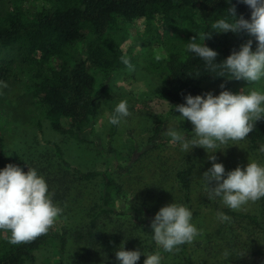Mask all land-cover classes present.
Listing matches in <instances>:
<instances>
[{
	"label": "trees",
	"instance_id": "16d2710c",
	"mask_svg": "<svg viewBox=\"0 0 264 264\" xmlns=\"http://www.w3.org/2000/svg\"><path fill=\"white\" fill-rule=\"evenodd\" d=\"M35 1L41 2L39 7ZM233 6L237 18L250 17L248 6L237 0H0V82L17 86L36 101L55 132L72 136L79 143L91 142L85 132L92 131L103 97L91 69L97 67L104 75L112 76L126 68L121 58L127 56L120 38L137 19L144 22L141 59L146 61L148 71L161 75L159 92L174 106L184 103L187 94L201 95L204 82L219 84L217 95L222 90L239 92L231 88V80L245 81L231 78L220 65L208 68L202 59L185 51L186 43L193 37L202 43L199 37L211 32V24ZM249 39H253L255 50L254 38L243 32L213 33L204 43L217 51L215 62L221 63ZM152 44L164 49V57L152 55L147 48ZM6 87L0 86V103L7 95ZM191 126L186 121L181 128L188 137ZM164 128L165 120L157 119L145 142L130 145L124 155L112 150L121 161L108 173L70 168L60 146L53 143L58 173L45 172L42 176L54 202L62 206L70 200L72 189L91 182L98 186L97 195L90 204L77 203L75 197L64 207L67 219H79L73 231L67 227L58 231L53 226L47 234L20 245L9 244L10 234L0 231V264H33L35 252L52 242L58 246L57 264H118L115 251L120 245L125 250L145 253L159 250L150 235V222L161 207L172 202L185 204L192 210L193 220L201 210L193 197L191 165L173 167L167 186L141 185L138 202L133 201L134 192L129 189L132 184L126 185L125 179L136 171L137 162L145 154L170 140ZM244 141L248 150L264 163V152H260L264 146V119L254 122L253 131ZM5 149L0 133V168L9 163L20 166ZM224 168L225 172L235 169L229 164ZM222 212L247 225L248 231L261 235L264 241V199L257 202L254 212L228 208ZM161 254L163 264H194V253L188 244ZM144 259L141 255L137 264H143ZM243 264H264V246L248 251Z\"/></svg>",
	"mask_w": 264,
	"mask_h": 264
},
{
	"label": "rangeland",
	"instance_id": "374dc122",
	"mask_svg": "<svg viewBox=\"0 0 264 264\" xmlns=\"http://www.w3.org/2000/svg\"><path fill=\"white\" fill-rule=\"evenodd\" d=\"M40 3L35 1V6L39 7ZM143 24V19L133 21L120 38L121 49L125 56L131 58L133 70L130 71L126 67L112 76H106L97 67L91 69L96 78L97 89L103 91V97L98 104L99 114L92 124L93 129L91 132H85V137L91 142L79 143L72 136L55 132L43 117V109L36 101L23 94L17 86L11 85L5 88L7 95L0 103V133L6 144L5 153L26 170L29 167L37 169L41 175L45 172L56 174L59 166L54 155L53 143H57L70 168L78 167L82 170L108 173L121 161V158L112 150H116L119 155H124L130 145L145 142L157 119L165 120V134L166 128L172 127L175 123L174 116L180 114L175 112L170 115L171 111L167 103L172 106L174 104L159 92L161 75L157 71H148L145 68L146 61L141 59L140 53L144 44ZM147 48L153 56L164 57L165 51L162 47L152 44L147 45ZM231 82H233L231 88L237 91L245 93L250 90L264 91V80L250 85L246 81L231 80ZM218 87L219 84L204 82L201 95L206 92L217 95ZM121 100L127 101L131 115L119 126L113 128V125L108 123V118ZM186 121L180 122L178 127L181 129ZM192 129L193 126L188 132L189 137L193 136ZM208 155L200 147H194L188 153L181 152L177 145H172L168 141L160 149L149 151L137 162L136 171L125 179L126 185L132 184L129 185V189L134 192V194L131 193L133 201L138 202L136 197L142 189L141 185L151 186L153 183H162L167 186L173 167L191 165L194 172L193 197L195 204L200 205L201 209L200 215L193 220L201 234L188 244L194 253L193 263L243 264V261L248 258V251L263 247L264 241L261 235L251 233L247 225L238 223L233 217H230L228 222H220L217 219V214L226 207L218 198L209 199L208 190L204 186L202 175L213 163L208 160ZM214 155L215 162L222 163L223 166L229 164L243 169L248 160L262 163L259 157L248 150L244 140L230 141L227 145H221V151L218 150ZM214 186V183L208 184L209 188ZM97 190L98 186L95 182L72 189L70 200H66L61 206L63 213L54 225L55 230L63 231L67 227L68 230L73 231L79 219H67L64 207L72 203L75 197L78 199L77 203L90 204L97 195ZM128 198L132 199L129 194ZM257 202L250 203L245 210L241 211H256ZM117 204L123 205L121 201ZM226 226H231V229H226ZM71 239H68L69 242ZM225 250L231 253L230 257L224 256ZM58 262V246L55 242L35 252L33 264H57Z\"/></svg>",
	"mask_w": 264,
	"mask_h": 264
},
{
	"label": "clouds",
	"instance_id": "9594fccd",
	"mask_svg": "<svg viewBox=\"0 0 264 264\" xmlns=\"http://www.w3.org/2000/svg\"><path fill=\"white\" fill-rule=\"evenodd\" d=\"M230 3V0H226ZM251 10L250 17L242 15L237 18L235 6L223 13L211 24V32L197 36L186 43V53L202 59L208 68L220 65L226 69L231 78L246 81L249 85L264 80V0H237ZM246 33L253 39L240 45L238 51H232L223 62L216 63L217 51L204 43L213 33ZM122 63L131 71L133 65L127 57ZM221 77H223L221 75ZM0 86L6 84L0 82ZM223 87V86H221ZM171 112H178L172 127L165 130L172 145L188 153L194 147H200L208 153L211 167L202 175L209 199L218 198L220 203L231 211L245 210L246 206L264 199V163L248 160L243 169L225 172L222 163H217L216 153L221 145L245 140L253 131L254 122L264 119V91L250 90L247 93H233L222 90L218 95L206 92L203 95L184 96V103L170 105ZM131 115L126 100H121L111 112L108 123L119 126ZM187 120L193 126L192 137H188L178 124ZM234 145V144H233ZM264 152V146L260 148ZM215 186L209 188L208 184ZM63 208L53 200L46 179L35 168L27 172L15 164L0 168V231L9 233L8 243L20 245L34 241L45 235L62 215ZM220 222L230 221V217L219 212ZM151 238L159 250L145 253L140 250H125L120 245L115 251L118 264H137L141 255L143 264H163L162 252L178 251L180 246L191 244L201 233L193 223L192 210L185 204L172 202L161 207L150 222ZM226 258L231 256L225 250Z\"/></svg>",
	"mask_w": 264,
	"mask_h": 264
}]
</instances>
